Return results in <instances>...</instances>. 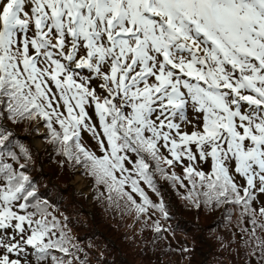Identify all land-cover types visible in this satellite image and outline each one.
Wrapping results in <instances>:
<instances>
[{"label":"snow or ice","instance_id":"1","mask_svg":"<svg viewBox=\"0 0 264 264\" xmlns=\"http://www.w3.org/2000/svg\"><path fill=\"white\" fill-rule=\"evenodd\" d=\"M36 119L110 204L170 219L141 187L159 196L158 174L194 207L247 217L264 255V0H0V264H75L7 126Z\"/></svg>","mask_w":264,"mask_h":264},{"label":"rangeland","instance_id":"2","mask_svg":"<svg viewBox=\"0 0 264 264\" xmlns=\"http://www.w3.org/2000/svg\"><path fill=\"white\" fill-rule=\"evenodd\" d=\"M195 115L196 114H194L191 111V109H189L188 119L190 121H192V123L182 124V126H181L182 131L191 132L193 130V124L195 123ZM35 125H36V129H37V135L35 137H33L32 135H26V136H28L30 138L33 145H35L34 142L36 140L35 143L37 146L36 145L35 146H36V149H39L40 143H39V141H37V138L40 134H42V132L44 130H43V128L40 127L39 121L36 122ZM42 167H44V165H42ZM209 169H210V165L207 167V170H209ZM69 183L76 190L80 189L81 191H85V192L87 191L86 182H84L81 179V177L77 174H74L72 179H69ZM257 195L259 197V201L264 202V194L258 193ZM254 204L259 205L260 203L254 202ZM49 211L52 212L57 217V219H59L58 213L50 206H49ZM182 216L184 218L196 221V222L200 223L201 225L210 221L209 216H203L200 213L197 215H195L193 213H189V214L182 213ZM235 217H238L237 212L235 214ZM61 225H62V223H61ZM193 227L195 229H197L196 226L193 225ZM197 231L198 232H196L194 229H192L189 233V239L191 242H193L195 244V247H196L195 252H194L193 256H191L189 259L186 258V260L182 264H221L222 259L219 256H208V252L206 250L205 243H204L198 229H197ZM126 233H127V230H126ZM197 234L200 237H198ZM109 240L110 239H107L105 241H109ZM111 241L114 243V240H111ZM173 241L177 244H180L182 241V238L178 235H175V236H173ZM111 246L113 247V245H111ZM116 247L117 248L119 247L118 248L119 257L117 255L118 260L116 261L115 264H178L174 258H170L167 260H165V259L154 260L151 257L144 255L141 252V248L135 244L134 239L131 238V236H129V234L125 238L123 244L121 242H117V241L114 243L113 253H107L106 254V252L104 253V251H106V250L98 249L96 251V255L94 256V255H92V252L95 249L94 244L87 245L86 250H85L86 251L85 257H87L89 259V262L86 263L83 261L82 262L77 261V262H75V264H109L108 260L110 258H113V256H115V258H116ZM133 249H134V252H132ZM139 252L142 253V255H143L142 257H137V254Z\"/></svg>","mask_w":264,"mask_h":264},{"label":"trees","instance_id":"3","mask_svg":"<svg viewBox=\"0 0 264 264\" xmlns=\"http://www.w3.org/2000/svg\"><path fill=\"white\" fill-rule=\"evenodd\" d=\"M172 202L175 203L177 205V209H176V213L175 214H172V219L170 220H167L168 223H179V224H184L185 222H189V223H192L194 224L195 226H197L200 234L202 237L205 238V247H206V250L208 252V256H211V249H216V247H218L219 245L216 244V243H213L214 241V227H213V221L215 219V213H219L221 212V209H217L215 210V208H212V209H206L204 211H202V209L204 208L203 205H201L200 208H197V207H194L193 205L189 204V205H184V201L180 198L179 195H175L173 198H172ZM166 206V205H165ZM182 213H193L195 215L197 214H202L203 216H209L210 217V221H208L207 223L201 225L200 223L196 222V221H193L191 219H187V218H184L182 216ZM128 213H124L120 219H118V222H115V221H109L107 219L103 220V222L101 223V218L99 216V214L96 213V215H94V224L99 227L100 229V232L103 234L102 236H98L95 243H94V247L95 249L93 250L92 252V255H96V251L98 249H104L106 251H104V253L106 252L107 253H113V250H114V245L113 247L111 246L112 245V241H106V238H109L111 240H114V243L117 241V242H121L122 244L124 243V240H125V237L121 231L122 227H121V222L128 217ZM156 218L157 220L158 219H161L162 221V224L163 226L165 225V220L159 215V213H156ZM101 220V221H100ZM142 236L144 237V241H147L149 243H152L153 241H155V236L157 235V233L153 230V226H149V227H143L142 231ZM256 236L257 237H260L261 240H264V233H256ZM119 248V247H118ZM118 248L116 247V258L115 256H113V258H110L108 260L109 264H115L116 261L118 260L117 258V255L119 257V254H118ZM220 250L221 247H220ZM219 250V251H220ZM247 250L255 255V256H258V254L261 252V248L257 246V241H256V238L255 237H251V240L250 242L248 243L247 245ZM132 252H134V249L132 250ZM77 256V255H76ZM142 253L139 252L137 254V257H142ZM255 256H253V258L250 257V260H249V264H251L250 262L252 260H255ZM111 257V256H110ZM79 258L81 261L83 262H86L88 263L89 262V259L87 257H81L79 255ZM227 258V257H225ZM257 264V262H256ZM264 264V262H263Z\"/></svg>","mask_w":264,"mask_h":264}]
</instances>
